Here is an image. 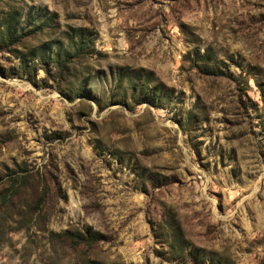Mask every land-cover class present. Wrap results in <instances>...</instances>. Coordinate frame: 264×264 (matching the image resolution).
<instances>
[{
	"label": "rangeland",
	"instance_id": "374dc122",
	"mask_svg": "<svg viewBox=\"0 0 264 264\" xmlns=\"http://www.w3.org/2000/svg\"><path fill=\"white\" fill-rule=\"evenodd\" d=\"M0 264H264V0H0Z\"/></svg>",
	"mask_w": 264,
	"mask_h": 264
},
{
	"label": "trees",
	"instance_id": "16d2710c",
	"mask_svg": "<svg viewBox=\"0 0 264 264\" xmlns=\"http://www.w3.org/2000/svg\"><path fill=\"white\" fill-rule=\"evenodd\" d=\"M13 17L9 14V17L6 18L4 20V26H5V33L7 34L6 39L4 41V48L5 47H15L16 45H18V43L21 42V39L32 34H37L40 33V31H42V27H36V25L34 26V28L26 34L23 33H19L17 36L13 37V36H9V29L11 27V21H12ZM75 45H78V43H75ZM79 47V46H77ZM6 49V48H5ZM39 61L42 63V69L45 73H47V67L50 63L56 65V67H58V73L61 74L63 68L66 66V64H69L72 62V58L69 56L68 52H65V55L63 56V58H49V57H45V56H38Z\"/></svg>",
	"mask_w": 264,
	"mask_h": 264
}]
</instances>
